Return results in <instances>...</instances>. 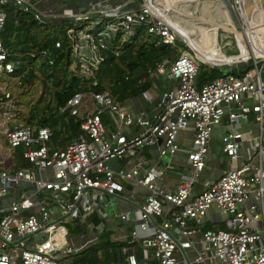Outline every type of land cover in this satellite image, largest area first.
Returning a JSON list of instances; mask_svg holds the SVG:
<instances>
[{"label":"built area","instance_id":"2783aa9c","mask_svg":"<svg viewBox=\"0 0 264 264\" xmlns=\"http://www.w3.org/2000/svg\"><path fill=\"white\" fill-rule=\"evenodd\" d=\"M9 1L25 11L36 8L27 0H0V81L16 68V61L9 58L1 38L6 19L4 6ZM237 8L243 19L241 8ZM91 10L99 15L100 22L111 20L96 35L86 30L77 35L72 56L86 77L102 59L99 50L106 47L103 39L116 31H122V39H126L143 23L156 45L174 44L180 36L172 23V5L139 0L138 8L132 10ZM60 16L87 17H77L69 8L63 9ZM35 17L40 21L50 19L37 8ZM217 39L228 48L237 45L234 39ZM184 42L190 52L179 47L180 55L173 62L164 59L156 66L155 73L176 79L178 84L161 92V106L152 120L143 112L132 117L106 91L77 92L68 99L65 109L80 120V132L59 149L48 144L47 127H29L16 121L15 99L5 86H0V264H66L72 254L95 243L102 231L96 226L92 238L77 244L72 241L66 221L87 227V218L93 214L104 218L101 201L106 196L120 197L124 180H132L146 190L142 204H133L131 211L119 215L121 221L135 222L123 238L129 244L135 243L139 254L125 245L121 249L123 259L113 264H264L262 139H258L254 152L247 150L242 164L224 171L200 192L193 191L194 181L205 165L212 128L220 122L225 109L232 125L250 116L259 122L264 119V78L258 63L264 57H251V67L237 75L229 70L247 63L249 58L215 63L198 54L185 39ZM200 64L227 70L199 87L196 75ZM103 115L111 121V129L104 123ZM132 125L143 130L129 135ZM189 125L193 126L194 136L187 162L193 174L184 176L174 191L159 185V167L152 165L140 174V161L130 169L115 170L111 165L126 155H135L143 146L157 147L160 157L174 155L180 149L178 133ZM241 138L237 127L222 136L223 152L231 161L238 158ZM17 147L22 148L26 165L15 168L18 160L13 152ZM212 206L226 217L224 228L200 230ZM197 234L199 239L194 237Z\"/></svg>","mask_w":264,"mask_h":264},{"label":"trees","instance_id":"16d2710c","mask_svg":"<svg viewBox=\"0 0 264 264\" xmlns=\"http://www.w3.org/2000/svg\"><path fill=\"white\" fill-rule=\"evenodd\" d=\"M4 9L6 19L1 38L9 58L16 61V68L8 77L18 81L21 91L17 92L16 103L24 107L17 110L15 119L24 126L47 127L50 131L48 144L53 149L65 147L80 132V120L65 109L68 99L75 93L106 91L115 102L125 105L130 98L151 85L152 73L159 63L164 59L173 62L180 55L179 47L189 51L178 38L174 44H154L142 23L126 39H122L120 30L104 38L106 47L99 50L102 59L92 74L86 77L79 71L72 48L77 42L78 31L85 29L82 25L98 18L97 13H90L82 19L59 17L40 21L35 17L34 7L25 11L6 4ZM110 20L104 19L85 30L96 35ZM250 67L251 61L229 71L242 75ZM224 70L227 69L222 66L200 64L196 75L197 86L212 81ZM38 88L39 92H36ZM102 118L111 129L113 125L109 118L106 115ZM21 150V147L14 149L13 154L18 160L15 168L26 165ZM100 221L93 218L91 223L98 225ZM125 245L139 254L135 243L114 239L111 230L103 229L95 243L72 254L66 264H113L123 258L121 249Z\"/></svg>","mask_w":264,"mask_h":264},{"label":"crops","instance_id":"0c3cea01","mask_svg":"<svg viewBox=\"0 0 264 264\" xmlns=\"http://www.w3.org/2000/svg\"><path fill=\"white\" fill-rule=\"evenodd\" d=\"M163 2L166 3L167 6L172 5L175 12H177V14L174 13L171 16L173 17L172 23L176 30L183 34L186 29H190L189 34L187 32L185 34H187L188 39L195 48L200 52H205L202 42L206 40L212 42L209 57L215 61L239 60L249 57L250 54L253 57H264V44L260 43L264 39V31H262L264 27H259L260 25H264V19L262 18L264 15L258 18L259 21H256L253 17L249 20L250 23L248 27L244 26L239 30L232 19L225 0H163ZM31 3L44 14H49V17L53 19L59 18L57 16L60 15L65 8L71 9L77 17L85 16L86 13L90 12L91 8L98 7H109L119 9V11L132 10L138 8L139 0H38ZM239 3L242 2L240 1ZM253 4L258 14L264 12V3L253 0ZM183 17H188L191 21L187 23L186 20L183 21ZM167 20H169V18H167ZM222 31H226L228 35L234 36L235 39H237V44L240 43V46L242 44L241 42L245 40L244 42L248 51L243 52L239 47L238 54L223 55L224 47L219 45V39H217L219 32ZM246 38L249 39L251 44L246 42ZM261 76L264 78V65H262ZM151 78V85L139 95L130 98L124 105L132 117L143 112L148 119L152 120L161 106V92L178 84L176 79H167L165 75H159L155 73V71L152 73ZM144 93H146V95H144ZM229 108H233V105H230ZM233 127H237L242 133L240 148L238 149V158L235 161H231L226 156L223 152L222 145L223 134L230 131ZM142 130L143 128L136 125H132L128 129L129 135L138 134ZM193 136V126L189 125L186 128L180 129L177 136L180 149L174 155L160 157L157 147L143 146L137 150L135 155H126L120 160L112 161L111 165L115 170L130 169L136 162L140 161V174H143L152 165L159 167L162 169V175L158 180L159 185L166 190L174 191L179 181L184 176L190 177L193 174L187 162V152L190 150ZM259 138L264 142V119L259 122L255 120L253 116H250L247 119H240L238 124L232 125L228 118V109H225V113L220 122L215 124L212 128L208 151L205 157V165L194 181L193 191L200 192L206 186L214 183L224 171L236 164H242L246 160L247 150L252 152L255 151ZM123 185L124 189L120 197L106 196L104 200L101 201L100 209L106 213L104 218H101L98 213L93 214L87 218L89 226L86 227L84 224L81 225L83 229L88 230V233L82 236L71 235V238L74 237L72 239L74 243L80 244L92 238L96 226H100L102 230H111L114 239H124L123 235L135 222L133 220L121 221L119 215L123 212L131 211L133 209V204L136 206L142 204L146 190L132 180H124ZM92 217L101 220L100 223L98 225H92ZM225 219L226 217L221 215L218 210L212 206L208 209L204 222L200 225V230L222 229L224 228ZM204 226L208 228H204ZM75 237H77V239ZM194 237L199 239L200 234ZM192 254L193 253H190V255ZM177 257L179 261L182 258L179 253ZM178 264L182 263L179 262Z\"/></svg>","mask_w":264,"mask_h":264},{"label":"rangeland","instance_id":"374dc122","mask_svg":"<svg viewBox=\"0 0 264 264\" xmlns=\"http://www.w3.org/2000/svg\"><path fill=\"white\" fill-rule=\"evenodd\" d=\"M27 1H29V2H36L38 0H27ZM225 1H226L228 10L231 13L232 19H233L234 23L237 25L238 29L240 30L244 26L245 27H248L247 21L251 17V12L253 10V0H242L243 9H244V12L246 14V20L242 19V16L239 14V10L237 8V5H238L237 3L239 2V0H225ZM232 5H234V8H233ZM190 9L193 10L192 8H190ZM88 13L90 14V13H94V12H92V10H90V12H88ZM88 13H86V15L85 14L84 15L87 16ZM175 13L177 14V12H175ZM213 13H215V12H213ZM44 15L46 17H49V14H44ZM56 15H58V14H56ZM57 17H60V15H58ZM179 17H181V16H179ZM183 18H184L183 21L186 20L187 23L191 21L188 17H183ZM243 20H244V23H243ZM112 21L113 22H117L115 20H112ZM99 22H100V20L98 18H93V20H91V23L88 22V24L82 25V26H84V28L88 30L89 27H92L94 24H97ZM77 24H78L77 26H81V23H77ZM85 29H82V30H85ZM79 31L77 33L78 36L83 34V32H79ZM219 37H221V38L222 37H225V38H227L226 40H228V39L233 40L234 39L237 42V39H235V37L232 36V35H228V33H226V31L219 32ZM178 39L181 40V41H183V43L185 45L184 39L182 37L179 36ZM244 41L241 42L242 43L241 46H240V44H237V45L240 46V48H241V50L243 52L248 51V48L245 45V42ZM243 44H244V46H243ZM219 45H220V43H219ZM237 45L234 43V45H233L232 48H228V46H224V45H220V46H223L224 47V52L226 54H228V55L229 54L230 55H235V53L237 52V49H236V46ZM249 53H250V51H249ZM251 57H253V56L250 54V57H249V59L246 62H249V61L252 62ZM259 57H262V56H259ZM261 61H258V63L260 65H264V61L263 60H261ZM90 75H88L87 77H89ZM17 85H18V81L15 78L7 77V76L6 77H2V80L0 81V86H5L7 88V90L13 95V97L15 99V104L18 107V110H21V109H24V107H21L19 104L16 103V97L18 95L17 92H20L21 91V89L18 88ZM36 92H39V88L36 89ZM1 113H2V110L0 111V115H1ZM0 123H1V117H0ZM76 223H77V221H66V224H67V227H68V229L70 231V234H72L73 236H76V235L82 236V235L88 233V230L83 229V227H81V225H76ZM73 238L74 237H72V239ZM75 238L77 239V237H75Z\"/></svg>","mask_w":264,"mask_h":264},{"label":"bare ground","instance_id":"6f19581e","mask_svg":"<svg viewBox=\"0 0 264 264\" xmlns=\"http://www.w3.org/2000/svg\"><path fill=\"white\" fill-rule=\"evenodd\" d=\"M154 1H156V2H158L159 4H162V5H164V6H167L166 5V3H164L163 2V0H154ZM242 2V0H239V2ZM258 1H261L262 3H264V1L263 0H258ZM238 2V6L241 8V10H242V13H243V19L244 20H246V14H245V12H244V9H243V4L242 3H239ZM240 4V5H239ZM230 7V6H229ZM170 10H168L167 11V14L169 13L170 14ZM261 15H264V12L263 13H257V10H255L254 9V4H253V10H252V12H251V17L248 19V21H247V23H248V25H249V23H250V21L249 20H251L253 17H254V19L256 20V21H259L258 20V18L261 16ZM263 19H264V16L262 17ZM173 20V19H172ZM259 27H264V25H260ZM177 32H178V34L181 36V37H183L189 44H191V42H190V40L188 39V36H187V34H185L186 32L189 34V32H190V29H186V31L182 34V33H180L178 30H176ZM262 31H264V28H262ZM209 39V38H208ZM249 40V39H248ZM246 42H247V40H246ZM212 42L211 41H209V40H206L205 42H202V45L204 46V51L205 52H200L197 48H195L194 47V49L196 50V52L198 53V54H201V55H204V56H206V59L207 60H209V61H212V62H215V63H230V62H233V61H241V60H245V59H247V58H249V57H247V58H241V59H239V60H233V61H215L214 59H212V58H210L209 57V51L211 50V46H212V44H211ZM258 43V42H257ZM261 44H264V39L260 42ZM240 44V43H239ZM191 46H193L192 44H191ZM239 45H237L236 46V49H237V52L235 53V54H238L239 53ZM224 54L223 55H226L227 56V54L225 53V52H223ZM257 57V56H256ZM263 57V56H262Z\"/></svg>","mask_w":264,"mask_h":264},{"label":"water","instance_id":"95a60500","mask_svg":"<svg viewBox=\"0 0 264 264\" xmlns=\"http://www.w3.org/2000/svg\"><path fill=\"white\" fill-rule=\"evenodd\" d=\"M8 4L13 5V2H12V1H9ZM15 6L17 7V5H15ZM83 52H84L85 54H87V51H86L85 49L83 50Z\"/></svg>","mask_w":264,"mask_h":264}]
</instances>
